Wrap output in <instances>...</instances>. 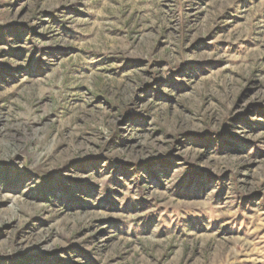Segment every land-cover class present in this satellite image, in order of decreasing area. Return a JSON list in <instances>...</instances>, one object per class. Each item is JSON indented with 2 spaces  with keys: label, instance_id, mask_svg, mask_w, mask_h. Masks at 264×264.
<instances>
[{
  "label": "rangeland",
  "instance_id": "rangeland-1",
  "mask_svg": "<svg viewBox=\"0 0 264 264\" xmlns=\"http://www.w3.org/2000/svg\"><path fill=\"white\" fill-rule=\"evenodd\" d=\"M0 264H264V0H0Z\"/></svg>",
  "mask_w": 264,
  "mask_h": 264
}]
</instances>
